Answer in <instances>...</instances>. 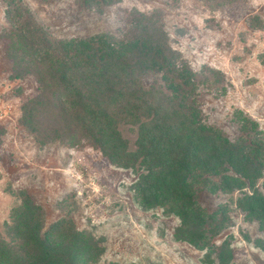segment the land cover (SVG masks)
Segmentation results:
<instances>
[{"label":"rangeland","instance_id":"1","mask_svg":"<svg viewBox=\"0 0 264 264\" xmlns=\"http://www.w3.org/2000/svg\"><path fill=\"white\" fill-rule=\"evenodd\" d=\"M141 31L197 75L191 100L202 123L264 163V0H0V224L27 192L45 229L69 220L89 235L97 257L90 264H264V233L246 219L243 190L209 185L202 196L206 213L226 219L216 236L214 226L184 225L177 214L145 207L134 191L139 174L87 141L41 143L23 125L22 107L40 90L32 75L16 78V39L60 49L95 36L133 40ZM161 77L150 72L142 82L157 89ZM120 129L135 151L138 127ZM255 187L264 196V171Z\"/></svg>","mask_w":264,"mask_h":264},{"label":"trees","instance_id":"2","mask_svg":"<svg viewBox=\"0 0 264 264\" xmlns=\"http://www.w3.org/2000/svg\"><path fill=\"white\" fill-rule=\"evenodd\" d=\"M141 32L133 40H70L60 49L44 41L34 49L32 38L16 39L13 53L21 64L16 78L32 75L40 90L22 107L23 125L41 143L75 147L87 141L112 165L139 174L134 191L145 207L177 214L184 225L214 226L216 236L226 219L221 211L206 213L202 196L209 185L213 192L243 190L246 219L264 233V196L255 187L264 163L202 123L191 100L197 75L184 63L176 66L177 54L151 37V31ZM150 72L161 73L165 86L146 88L142 79ZM122 125L138 127L135 151L129 149ZM43 214L22 192L21 205L0 224V264L96 261L88 234L69 220L45 229Z\"/></svg>","mask_w":264,"mask_h":264}]
</instances>
